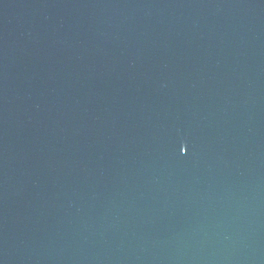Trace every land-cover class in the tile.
<instances>
[{
  "label": "water",
  "instance_id": "1",
  "mask_svg": "<svg viewBox=\"0 0 264 264\" xmlns=\"http://www.w3.org/2000/svg\"><path fill=\"white\" fill-rule=\"evenodd\" d=\"M0 264H264V0H0Z\"/></svg>",
  "mask_w": 264,
  "mask_h": 264
}]
</instances>
